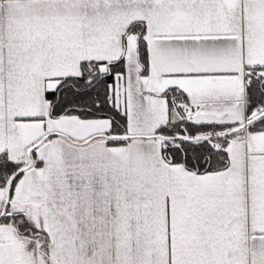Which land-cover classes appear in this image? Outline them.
<instances>
[{
    "label": "crops",
    "instance_id": "crops-1",
    "mask_svg": "<svg viewBox=\"0 0 264 264\" xmlns=\"http://www.w3.org/2000/svg\"><path fill=\"white\" fill-rule=\"evenodd\" d=\"M121 59L111 92L135 139L108 146L109 120L50 117L63 80ZM263 70L264 0H0V156L73 142L34 150L6 214L44 236L50 264H264V133L229 140L227 167L205 173L166 161L154 138L169 91L201 104L192 124L240 127L246 79ZM38 240L0 224V264H38Z\"/></svg>",
    "mask_w": 264,
    "mask_h": 264
},
{
    "label": "trees",
    "instance_id": "trees-1",
    "mask_svg": "<svg viewBox=\"0 0 264 264\" xmlns=\"http://www.w3.org/2000/svg\"><path fill=\"white\" fill-rule=\"evenodd\" d=\"M131 31L138 33V60L143 68L147 66V50L142 39V30L132 26ZM98 64H84L81 68V76L63 80L59 89L53 94H47L50 103V117L58 119L64 116L76 115L82 120L107 119L110 121V131L105 134V142L108 146H122L129 141L118 139L127 137V122L125 115L120 111L117 103H110L111 88L117 75L121 72L122 59L106 65L107 71L101 73ZM246 84V121L251 120L255 114L264 113V70L262 76H250ZM169 109V122L161 127L155 136L165 139L161 141L162 153L166 161L180 163L186 169L195 173L208 171H220L227 167L225 144L229 140H240L244 130L224 139L211 141H181L175 138L195 139L199 137H215L236 128L221 125H194L182 115L176 108L175 102L183 96L174 91L164 94ZM246 132L264 133V117L251 122ZM114 137H117L114 139ZM168 138L170 140H168ZM35 162L34 151L30 157ZM28 162L12 163L6 155L0 156V189H6L9 180L21 169L28 167ZM35 166H39L36 163ZM24 174H21L10 186V199L17 182ZM10 205V204H9ZM0 224L10 227L21 241L31 239L38 240L39 251L44 254L46 243L43 235L32 230L27 218L23 214L5 216Z\"/></svg>",
    "mask_w": 264,
    "mask_h": 264
},
{
    "label": "water",
    "instance_id": "water-1",
    "mask_svg": "<svg viewBox=\"0 0 264 264\" xmlns=\"http://www.w3.org/2000/svg\"><path fill=\"white\" fill-rule=\"evenodd\" d=\"M264 117V113L263 114H255L254 117L249 120L248 122L246 121L243 125H241L240 127L234 129L233 131H230V132H227L225 134H221V135H218V136H215V137H211V136H208V137H199V138H195V139H186V138H175L176 140H181V141H189V142H197V141H211V140H216V139H224V138H228V137H231L233 136L234 134L242 131V130H247V127L248 125L251 123V122H254L256 121L257 119H260ZM52 136H55V137H61L62 139L66 140L67 142L69 143H73L68 137L66 136H63V135H60V134H53V135H49L45 138H43L37 145L34 149H32L31 151H34L35 149H38L48 138H51ZM99 138H104L105 139V135H101V136H97ZM117 138V137H114V139ZM154 138L156 139H159V140H163L165 138L163 137H160V136H154ZM118 139H123V140H126V141H131L132 139H135L134 137H130V136H127V137H122V138H118ZM146 139V138H145ZM168 140H170L168 138ZM91 140H88L87 142H85L86 144H88ZM33 164V161L31 158H29V165L28 167L26 168H23L21 169L19 172H17L8 182V185H7V188H6V200H5V205H4V208L0 214V220H2L7 214V210H8V207H9V204H10V186L11 184L21 175V174H24L28 171V169L31 168Z\"/></svg>",
    "mask_w": 264,
    "mask_h": 264
},
{
    "label": "built area",
    "instance_id": "built-area-1",
    "mask_svg": "<svg viewBox=\"0 0 264 264\" xmlns=\"http://www.w3.org/2000/svg\"><path fill=\"white\" fill-rule=\"evenodd\" d=\"M245 86V83H244ZM110 103H117L116 97H114V94L111 92V100ZM175 106L177 109L180 110L182 115L184 117H190L193 115H197L201 111V104L200 103H191L186 101L184 98L179 97L176 102Z\"/></svg>",
    "mask_w": 264,
    "mask_h": 264
},
{
    "label": "rangeland",
    "instance_id": "rangeland-1",
    "mask_svg": "<svg viewBox=\"0 0 264 264\" xmlns=\"http://www.w3.org/2000/svg\"><path fill=\"white\" fill-rule=\"evenodd\" d=\"M102 73H104V72H102ZM110 95L111 94L109 93V98H110ZM30 227H31L32 230H34L32 226H30ZM22 243H20L21 246L20 245L19 246H20V249L22 248V251H23V245H22ZM20 253H21V251H20ZM21 254L23 255L24 253H21ZM38 254H39V256H38V264H50L49 262H47L45 260V255L42 252L38 251ZM23 256H24L23 257V260L17 262V260L14 259L13 263L14 264H34V261L31 260V258H30V256H29L28 253L27 254L25 253V255H23ZM8 263H9L8 260H4V262H3V264H8ZM13 263L11 261V264H13Z\"/></svg>",
    "mask_w": 264,
    "mask_h": 264
},
{
    "label": "flooded vegetation",
    "instance_id": "flooded-vegetation-1",
    "mask_svg": "<svg viewBox=\"0 0 264 264\" xmlns=\"http://www.w3.org/2000/svg\"><path fill=\"white\" fill-rule=\"evenodd\" d=\"M0 214H1V212H0ZM6 216H8V215H6ZM1 221V220H0Z\"/></svg>",
    "mask_w": 264,
    "mask_h": 264
}]
</instances>
